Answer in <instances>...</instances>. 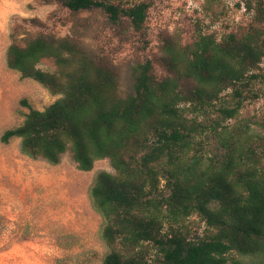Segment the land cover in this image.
I'll use <instances>...</instances> for the list:
<instances>
[{
	"label": "trees",
	"instance_id": "obj_1",
	"mask_svg": "<svg viewBox=\"0 0 264 264\" xmlns=\"http://www.w3.org/2000/svg\"><path fill=\"white\" fill-rule=\"evenodd\" d=\"M40 1L99 9L113 25L127 20L143 32L156 0ZM247 8L248 25L220 38L164 34L161 55L132 64L125 81L94 54L87 20L24 44L22 25H13L8 67L60 96L43 110L24 101L29 112L1 141L20 138L22 153L51 164L69 153L83 171L109 159L114 172L98 171L89 193L102 218V264H264V119L256 128L239 118L264 58V0ZM44 59L54 70L39 67ZM193 215L205 233H191Z\"/></svg>",
	"mask_w": 264,
	"mask_h": 264
},
{
	"label": "rangeland",
	"instance_id": "obj_2",
	"mask_svg": "<svg viewBox=\"0 0 264 264\" xmlns=\"http://www.w3.org/2000/svg\"><path fill=\"white\" fill-rule=\"evenodd\" d=\"M111 1L128 6L141 0ZM248 1L156 0L144 31L137 32L127 20L122 26L113 25L99 9L73 13L58 1L6 0L9 7L0 26V264H102L107 252L100 237L102 218L92 207L89 193L98 171L114 172L107 158L83 171L69 153L58 164H51L22 153L20 138L1 141L5 130L23 122L30 107L43 110L60 96L8 67L13 25H22L17 41L24 44L25 37L33 34L68 35L77 21L87 20L89 29L81 31H85L94 54L115 63L125 81L132 64L161 55L164 34L179 33L183 42L190 43L199 32L220 38L248 25L253 17ZM4 5L0 0V13ZM39 67L55 68L48 59ZM155 73L162 77L165 70L156 63ZM255 73L253 91L239 118H249L253 127L260 128L264 58ZM188 220L192 234L205 233L206 225L199 217L193 215Z\"/></svg>",
	"mask_w": 264,
	"mask_h": 264
},
{
	"label": "crops",
	"instance_id": "obj_3",
	"mask_svg": "<svg viewBox=\"0 0 264 264\" xmlns=\"http://www.w3.org/2000/svg\"><path fill=\"white\" fill-rule=\"evenodd\" d=\"M2 2L5 4V10L3 12L0 13V26L2 24L1 20L6 16V10L8 9V4L6 3V0H2Z\"/></svg>",
	"mask_w": 264,
	"mask_h": 264
}]
</instances>
